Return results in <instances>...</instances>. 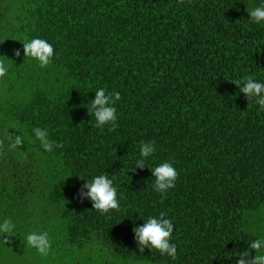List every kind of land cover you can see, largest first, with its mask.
Masks as SVG:
<instances>
[{
    "label": "trees",
    "instance_id": "1",
    "mask_svg": "<svg viewBox=\"0 0 264 264\" xmlns=\"http://www.w3.org/2000/svg\"><path fill=\"white\" fill-rule=\"evenodd\" d=\"M261 3L0 0V222L15 225L0 235V264H234L264 237V109L234 83L264 82V21L249 13ZM33 38L53 45L47 67L24 56ZM98 88L121 93L115 131L89 114ZM35 127L63 147L46 151ZM6 131L24 144L10 148ZM148 141L156 151L140 169ZM164 161L179 175L162 194L151 168ZM101 174L119 211L79 198ZM160 212L176 259L135 241ZM33 231L48 233L47 256L27 245Z\"/></svg>",
    "mask_w": 264,
    "mask_h": 264
},
{
    "label": "clouds",
    "instance_id": "2",
    "mask_svg": "<svg viewBox=\"0 0 264 264\" xmlns=\"http://www.w3.org/2000/svg\"><path fill=\"white\" fill-rule=\"evenodd\" d=\"M181 3L184 0H180ZM250 13V19L253 22L260 23L264 21V3L253 8ZM23 42V53L25 57L35 59L39 62L41 68L47 67L52 62L54 56L53 45L42 38L25 39ZM16 57L21 56L20 49H14ZM8 71L3 60H0V77H4ZM243 92L249 102L256 98L255 102L261 109H264V82L254 80L251 76L241 77L234 81ZM121 99L120 92H107L104 88H98L95 91V98L91 100L89 114L94 115L96 119L95 127L103 129L105 125H110L109 131H115L119 127L117 123V109L115 104ZM34 136L39 140L41 146L48 152L53 151L55 147H63L49 138L47 129L35 127L32 129ZM5 137L9 140L10 148L15 149L24 144V137L13 132L6 131ZM4 145V139H0V148ZM156 151L154 141L141 142L140 158L137 159L135 165L143 169L146 165L145 160L151 157ZM154 176L153 187L158 193H167L171 188L175 187L178 178V171L169 161L159 163L151 168ZM87 189V191H84ZM81 201L89 198L92 201L93 208L101 213H108L110 210H120V203L117 198V189L113 186V180L106 174L94 176L82 184L79 191ZM15 225L11 219H4L0 222V235L8 234L10 237L14 232ZM174 225L171 219L167 218L165 212H160L159 216H149L141 225L133 228L134 238L137 242L140 253L145 248L157 249L162 255H168L172 259L177 258V246L171 243ZM4 243H9V239L5 237ZM26 243L29 247L35 248L41 255L47 256L52 247L48 233L46 231H33L26 237ZM254 249L256 254L251 255ZM239 259L234 264H264V237L254 239L249 244V249L238 254Z\"/></svg>",
    "mask_w": 264,
    "mask_h": 264
}]
</instances>
